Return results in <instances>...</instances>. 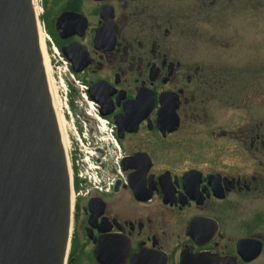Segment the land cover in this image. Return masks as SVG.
<instances>
[{"label": "flooded vegetation", "instance_id": "1", "mask_svg": "<svg viewBox=\"0 0 264 264\" xmlns=\"http://www.w3.org/2000/svg\"><path fill=\"white\" fill-rule=\"evenodd\" d=\"M36 5L88 149L98 119L115 142L107 162L83 166L96 185L71 168L65 264H264L260 68L247 81L214 36L258 20L264 0Z\"/></svg>", "mask_w": 264, "mask_h": 264}, {"label": "water", "instance_id": "2", "mask_svg": "<svg viewBox=\"0 0 264 264\" xmlns=\"http://www.w3.org/2000/svg\"><path fill=\"white\" fill-rule=\"evenodd\" d=\"M32 1L0 0V264H65L69 173Z\"/></svg>", "mask_w": 264, "mask_h": 264}, {"label": "rangeland", "instance_id": "3", "mask_svg": "<svg viewBox=\"0 0 264 264\" xmlns=\"http://www.w3.org/2000/svg\"><path fill=\"white\" fill-rule=\"evenodd\" d=\"M39 21V17H38ZM40 25V21H39ZM215 39H222L229 45L228 49L218 46V42L215 40V48L218 52H221L223 55H228L230 64L236 65L239 69L245 70V75L247 81L253 82V73L249 71V66L253 67L259 66L260 70V88H261V104H260V112L262 114V119L264 120V8H262L261 16L258 20H248L246 24H233V25H215L214 27ZM40 34L45 40L46 36H44L42 30ZM221 36V37H216ZM223 36V37H222ZM44 50L46 51V56L48 58L49 65V74L52 80V87H54L55 99L54 105L56 109H60L61 116H63V133L66 140V154L67 159L72 162V159L84 158L86 151L88 149V145L86 141H83V146L79 147L80 152L77 150H73L74 148V130L75 128H79L77 124V120L75 115H79V111L72 112L68 106L69 99V90L67 78L65 76L66 71L63 67L55 65L54 61L50 57L49 51L47 47L44 46ZM223 50V51H220ZM250 56V58H248ZM235 66V67H236ZM236 74V73H234ZM242 76V75H241ZM249 89L245 88V92L248 93L252 90V87L247 85ZM57 103H56V102ZM251 108H246L245 111H252V106H254V100L250 101ZM230 118L236 119L237 115L243 110L237 109V107H232L229 110ZM258 112V111H257Z\"/></svg>", "mask_w": 264, "mask_h": 264}, {"label": "built area", "instance_id": "4", "mask_svg": "<svg viewBox=\"0 0 264 264\" xmlns=\"http://www.w3.org/2000/svg\"><path fill=\"white\" fill-rule=\"evenodd\" d=\"M93 136L92 141H94V144L92 145V149L87 151L84 158H79V155L77 154L78 159L75 160V165L78 168L77 176L82 181L85 182L86 180L90 182L93 185H96V182L98 181V177L94 174L91 175V177L86 178V173L83 168V165L85 164L88 169L97 168V164L95 163V159L97 158V150L102 151L103 155L101 157V162L105 163L110 159L112 146L114 145V138L112 135L111 128H109L108 123L106 120H97L96 126L93 127ZM86 134L83 133L81 136L80 134L74 130V148L73 150L81 151L79 147L83 146V141L85 140L88 145V140L85 138Z\"/></svg>", "mask_w": 264, "mask_h": 264}, {"label": "bare ground", "instance_id": "5", "mask_svg": "<svg viewBox=\"0 0 264 264\" xmlns=\"http://www.w3.org/2000/svg\"><path fill=\"white\" fill-rule=\"evenodd\" d=\"M35 14H36V16H39L40 15V9H38L36 7V5H35ZM40 31H41V28L39 27L38 28V37H39V46H40L41 53H42V57H43V66H44V69H45L47 84H48L49 92H50V95H51V99H52V103H53V108H54V111H55V114H56V117H57L58 127H59V130H60V133H61V137H62L63 147L66 150V140H65L64 133H63L64 132L63 131V116H61V113L59 112L60 109L59 110L56 109V107L54 105L55 104L54 103L55 92H54V89H53L54 87H52V84H53L52 83V80H51L52 78L50 77V74H49V71L50 70H49V65H48V58L46 56V51L44 50L45 40H43V38H42L43 35L41 36Z\"/></svg>", "mask_w": 264, "mask_h": 264}]
</instances>
